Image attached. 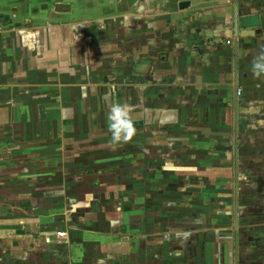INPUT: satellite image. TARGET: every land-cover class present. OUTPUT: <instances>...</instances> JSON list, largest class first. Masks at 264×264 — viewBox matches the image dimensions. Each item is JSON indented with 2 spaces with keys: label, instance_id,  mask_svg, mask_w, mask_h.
<instances>
[{
  "label": "crops",
  "instance_id": "obj_1",
  "mask_svg": "<svg viewBox=\"0 0 264 264\" xmlns=\"http://www.w3.org/2000/svg\"><path fill=\"white\" fill-rule=\"evenodd\" d=\"M0 14V264H264V0ZM115 101L136 133L113 148Z\"/></svg>",
  "mask_w": 264,
  "mask_h": 264
},
{
  "label": "clouds",
  "instance_id": "obj_2",
  "mask_svg": "<svg viewBox=\"0 0 264 264\" xmlns=\"http://www.w3.org/2000/svg\"><path fill=\"white\" fill-rule=\"evenodd\" d=\"M253 76L264 78V47L257 52L251 63ZM133 108L128 102L115 101L106 113L107 130L110 134L109 143L113 148L128 143L136 133L132 118Z\"/></svg>",
  "mask_w": 264,
  "mask_h": 264
},
{
  "label": "rangeland",
  "instance_id": "obj_3",
  "mask_svg": "<svg viewBox=\"0 0 264 264\" xmlns=\"http://www.w3.org/2000/svg\"><path fill=\"white\" fill-rule=\"evenodd\" d=\"M12 27H13V25L11 24V21L6 16H4L3 14H0V29L1 30L16 29V28H12ZM230 199H231L230 202H231L232 210H233V196H231ZM219 206H220V211H222V204L216 205V207H218V208H219ZM231 216H232L231 221H232V225H233V214H232V212H231Z\"/></svg>",
  "mask_w": 264,
  "mask_h": 264
},
{
  "label": "water",
  "instance_id": "obj_4",
  "mask_svg": "<svg viewBox=\"0 0 264 264\" xmlns=\"http://www.w3.org/2000/svg\"><path fill=\"white\" fill-rule=\"evenodd\" d=\"M187 3H182L180 5V7H184L186 6ZM235 125H236V119H235ZM236 131V130H235ZM235 181H234V199H235V206H234V210H235V223L237 222V136L235 135Z\"/></svg>",
  "mask_w": 264,
  "mask_h": 264
},
{
  "label": "flooded vegetation",
  "instance_id": "obj_5",
  "mask_svg": "<svg viewBox=\"0 0 264 264\" xmlns=\"http://www.w3.org/2000/svg\"><path fill=\"white\" fill-rule=\"evenodd\" d=\"M16 26H17V25H16ZM238 188H239V187L237 186V193H238V191H239ZM228 198H230V196H228L227 199H228ZM225 204H226V202L224 203V205H225ZM237 208H238V196H237ZM237 212H238V209H237Z\"/></svg>",
  "mask_w": 264,
  "mask_h": 264
},
{
  "label": "built area",
  "instance_id": "obj_6",
  "mask_svg": "<svg viewBox=\"0 0 264 264\" xmlns=\"http://www.w3.org/2000/svg\"><path fill=\"white\" fill-rule=\"evenodd\" d=\"M240 92H241V91H240V90H238V91H237V95H240Z\"/></svg>",
  "mask_w": 264,
  "mask_h": 264
}]
</instances>
